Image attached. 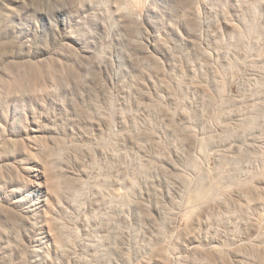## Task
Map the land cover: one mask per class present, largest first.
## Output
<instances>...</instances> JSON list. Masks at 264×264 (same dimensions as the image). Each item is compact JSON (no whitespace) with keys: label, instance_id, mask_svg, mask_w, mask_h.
Instances as JSON below:
<instances>
[{"label":"rangeland","instance_id":"1","mask_svg":"<svg viewBox=\"0 0 264 264\" xmlns=\"http://www.w3.org/2000/svg\"><path fill=\"white\" fill-rule=\"evenodd\" d=\"M0 264H264V0H0Z\"/></svg>","mask_w":264,"mask_h":264},{"label":"bare ground","instance_id":"2","mask_svg":"<svg viewBox=\"0 0 264 264\" xmlns=\"http://www.w3.org/2000/svg\"><path fill=\"white\" fill-rule=\"evenodd\" d=\"M38 166L36 164L34 165H31L27 168H25L26 170V177H25V182H24V186H26L27 188L29 189H33V187H40V185L42 184H47L46 181H47V178L46 176L41 172V170H38ZM43 179V180H41ZM32 192V190H29V194ZM49 191H48V188L46 187V196L44 198H42L43 201L41 202H38L37 204H33L34 207H32L31 209L29 210H33L34 208L36 210H38L40 208V206L42 204H44L46 207H48V205L50 204V199H49ZM25 200L26 201H30V195H26L25 196ZM35 210V211H36ZM39 212V211H38ZM34 214H37V213H34ZM39 214V213H38ZM41 233H42V239L44 241H51V245H53L54 247H58V243L59 241H57L54 237V235L51 233H49L48 231L42 229L41 230ZM40 241V240H39ZM41 242V241H40ZM106 246V245H105ZM108 251V250H107Z\"/></svg>","mask_w":264,"mask_h":264}]
</instances>
